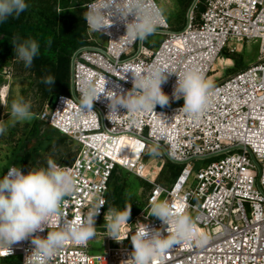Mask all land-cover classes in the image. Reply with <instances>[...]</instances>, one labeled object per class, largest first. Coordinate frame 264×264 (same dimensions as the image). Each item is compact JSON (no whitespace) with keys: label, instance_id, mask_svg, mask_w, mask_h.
<instances>
[{"label":"built area","instance_id":"1","mask_svg":"<svg viewBox=\"0 0 264 264\" xmlns=\"http://www.w3.org/2000/svg\"><path fill=\"white\" fill-rule=\"evenodd\" d=\"M198 1L203 4L199 21L191 14L180 30H170L162 14L163 23L154 32L166 36L156 48L143 40L122 45L124 21L109 16L112 23L97 31L106 37V44L89 38L88 44L74 51L72 91L58 94L38 115L78 143L71 162L57 163L74 179L73 191L64 198L58 219L82 218L102 204L95 223L104 221L114 167L146 178L147 166L142 158L154 148L164 159L165 153L184 166L168 185L151 181L147 207L150 209L153 198L167 200L173 211L179 209L191 216L197 231L205 237L202 242L174 244L155 264H264V0ZM133 18L129 14L126 19ZM250 40L259 43L256 61L212 84L208 104L197 118L178 111L183 101L171 96L174 73L166 74V81L161 83L169 102L142 113L136 124L129 122L126 109L119 105L117 112L121 115L109 121L108 99L103 93L92 102L95 114L80 110L79 88L84 79L101 86L105 83V91L123 94L132 86L131 72L142 74L159 63L168 71L195 67L211 82L209 75L216 61L222 64V60L230 59L221 53L235 54ZM219 156L223 157L195 170L191 164L192 160ZM137 221L149 229L160 228L161 234L167 235L166 224L141 212L122 227V240L112 239L115 244H108L103 252L87 253L89 241L85 246L68 244L49 264H120L130 258V237ZM46 234V227L34 233L41 237ZM10 247L9 253L0 250V257L20 255L21 261L15 264H23L32 246L24 239Z\"/></svg>","mask_w":264,"mask_h":264},{"label":"clouds","instance_id":"2","mask_svg":"<svg viewBox=\"0 0 264 264\" xmlns=\"http://www.w3.org/2000/svg\"><path fill=\"white\" fill-rule=\"evenodd\" d=\"M27 7L26 0H0V22L10 15H19ZM129 14L134 17L130 21L126 19ZM109 16H117L124 21L126 32L122 45L145 39L163 23L162 12L154 0H94L83 14L88 28L98 32L112 23ZM10 43L14 56L25 67L30 66L33 57L38 54L37 42L30 38L18 42V38L13 37ZM129 70L125 69V72ZM172 73L176 76L172 99L183 101L178 111L192 118L199 117L208 104L210 82L195 67L185 66L178 71H168L159 63H153L142 74L131 72L132 86L123 94L105 91V83L101 86L89 79L82 80L78 101L80 110L95 114L92 102L103 93L108 99L106 118L109 121L121 115L117 112L119 105L126 109L129 122L136 124L139 115L153 112L156 104L164 106L169 102L161 83L166 81V74ZM53 81L54 78L48 77L43 82L53 86ZM109 91L112 95H108ZM9 115L16 122L29 120L32 115L30 105L22 98L14 100L10 104ZM5 131V127L0 125V134ZM73 188L72 174L52 159L46 161V166L27 168L26 171L21 167H9L0 176V250L9 253L10 245L28 239L32 247L27 251L23 264H49L66 245L85 246L95 236V216L102 204L82 218L59 220L64 198ZM149 215L167 225V235H162L160 228L149 229L146 224L137 221V228L130 237V258L120 264H155L156 259L174 244L193 240L202 242L205 239L203 233L197 231L194 219L179 209L173 211L167 200L153 198ZM129 216L130 204L123 209H107L104 213L105 236L122 240L121 229L128 224ZM53 225L54 229L50 230ZM45 227L46 236L34 235Z\"/></svg>","mask_w":264,"mask_h":264},{"label":"rangeland","instance_id":"3","mask_svg":"<svg viewBox=\"0 0 264 264\" xmlns=\"http://www.w3.org/2000/svg\"><path fill=\"white\" fill-rule=\"evenodd\" d=\"M54 1L58 13L63 12L64 9H72L76 10L78 14H82L87 11V4L92 0ZM155 1L167 20L170 30L177 31L186 25L190 6L186 9L179 5L178 0ZM165 36V33L153 32L143 39V42L147 46L156 48ZM89 38H93L94 42L101 45L106 44V37L97 31H89ZM258 45L256 40L244 42L241 50L234 54V57L240 61L241 68L256 61ZM222 55H228L227 51L221 53ZM222 61V64H219L218 60L216 61V68L209 75L211 85L237 71L233 59ZM20 98L30 105L32 115L29 120L16 122L10 117L9 110L11 102ZM54 99L55 97L51 94L43 95L39 84V75L32 69L31 65L25 67L23 62L16 57L8 63L0 62V125L6 129L3 134H0V176L4 175L9 167H20L21 161L15 163V159L20 155L29 157V168L46 166L48 159H52L58 164H66L74 159L77 154L78 143L69 136L64 137L63 134L38 117L45 106L53 103ZM221 157L223 156L196 159L192 160L191 164L195 170L210 160ZM142 161L147 166L146 178L126 169H120L124 185L123 194L127 203L130 204L134 216L141 212L150 213L146 203L147 195L153 185L151 181L166 185L171 183L170 172L163 168L164 156L160 152L151 148L143 156ZM190 179L192 180V177ZM105 234L104 221L95 223V236L88 242L87 253H101L108 244H115L112 238L105 236ZM20 261V255L0 257V264H15Z\"/></svg>","mask_w":264,"mask_h":264},{"label":"trees","instance_id":"4","mask_svg":"<svg viewBox=\"0 0 264 264\" xmlns=\"http://www.w3.org/2000/svg\"><path fill=\"white\" fill-rule=\"evenodd\" d=\"M28 7L19 15H10L0 22V62L8 63L15 58L12 44L13 37L19 40L33 39L38 44V54L33 57L31 67L39 75V84L44 96L70 92L71 57L80 46L88 44V28L83 14L76 10L64 9L57 12L54 0H26ZM179 5L188 9L192 0H178ZM66 7V6H65ZM203 4L198 1L193 8L192 17L196 22L200 19ZM234 60L235 68L240 70V61L233 55H222ZM54 78L53 86L43 81ZM66 137L67 135H63ZM29 158V157H28ZM27 155H20L15 159L21 161L22 170L28 167ZM183 164L172 162L165 158L163 168L169 170L171 181L179 174ZM119 166H115L109 181L106 209H123L128 204L123 194V180ZM130 209L128 220L133 218Z\"/></svg>","mask_w":264,"mask_h":264},{"label":"water","instance_id":"5","mask_svg":"<svg viewBox=\"0 0 264 264\" xmlns=\"http://www.w3.org/2000/svg\"><path fill=\"white\" fill-rule=\"evenodd\" d=\"M198 2V0H193L189 9H188V13H187V22L190 20L191 18V14H192V11H193V8L194 6L196 5V3ZM156 31H159V30H156ZM75 56V53L73 54L72 58H71V71H72V65H73V57ZM70 90L72 91V85H71V82H70ZM165 157L168 158L169 160H171L172 162H175V163H180L179 161H176L174 159H171L167 154H165Z\"/></svg>","mask_w":264,"mask_h":264},{"label":"bare ground","instance_id":"6","mask_svg":"<svg viewBox=\"0 0 264 264\" xmlns=\"http://www.w3.org/2000/svg\"><path fill=\"white\" fill-rule=\"evenodd\" d=\"M220 60H221V59H220ZM226 60H228V61H229L230 59H226ZM222 62H223V61H222ZM3 96H5V94H4V93H3Z\"/></svg>","mask_w":264,"mask_h":264}]
</instances>
